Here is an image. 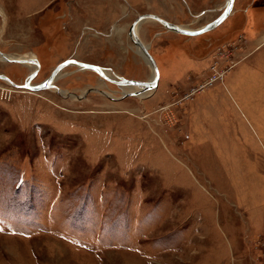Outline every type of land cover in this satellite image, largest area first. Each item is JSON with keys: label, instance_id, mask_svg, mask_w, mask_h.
<instances>
[{"label": "rangeland", "instance_id": "374dc122", "mask_svg": "<svg viewBox=\"0 0 264 264\" xmlns=\"http://www.w3.org/2000/svg\"><path fill=\"white\" fill-rule=\"evenodd\" d=\"M224 1L0 0V52L37 60L32 85L67 59L147 81L134 20L197 29ZM137 33L149 94L74 65L66 96L0 80V264H264V0L198 36Z\"/></svg>", "mask_w": 264, "mask_h": 264}, {"label": "water", "instance_id": "95a60500", "mask_svg": "<svg viewBox=\"0 0 264 264\" xmlns=\"http://www.w3.org/2000/svg\"><path fill=\"white\" fill-rule=\"evenodd\" d=\"M233 3H234V0H225L223 6L221 7V13L219 14V16L216 19L207 23L202 28H200L198 30H193V31L182 29L173 23L167 22L166 20H164L163 18H161L155 14L139 15L134 20V22L131 24V26L129 27L128 36H129V39L131 40V42L133 43V45L137 48L138 54L141 55V57H143L146 60V62L149 64V66L153 69L154 76H153L152 80L136 81V80H127L124 78H120V79L118 78L117 80H109L105 76L103 68H101L97 65L79 62V61H76L74 59H67V60L61 62L60 64H58V66H56L54 68V70L51 72L50 76L46 80H44L43 82L36 84V85H32L31 81L37 75L38 70H35L30 75H28L27 78L25 79L24 84H22V85L14 84L12 81H10L4 75H0V80L7 82L8 84L12 85L15 88L27 89L30 91L56 89L57 92L61 95V92H60L61 90L57 89L53 85V83H54L53 81L55 80V77L57 76V74L59 73V71L61 69H63L64 67H66L68 65L73 64V65L79 67L80 69L93 71L100 78H102L108 82H111V83H113L119 87H129V86L142 87L143 92L153 91L156 89L157 83H158V78H159L158 69H157V65H156L154 58L150 55V53L148 51L147 46L144 45L143 42L137 36L136 29H137L138 25L144 20H152L154 22H157L159 25H161L167 31L176 32V33H179L182 35L197 36V35H200V34H203L205 32L210 31V30L216 28L219 24H221L230 15L232 8H233ZM0 55L2 56L1 52H0ZM6 61L12 62V63L22 64L25 62L31 63L32 61H34V59L32 61L31 60H25V59H8ZM34 64L36 66H38V68H39V63H37L36 60L34 61ZM93 90H95V89H93ZM97 91H99V90H97ZM138 94L137 93H131V94L124 93L122 98H124L126 96H139ZM111 99H113V98H111Z\"/></svg>", "mask_w": 264, "mask_h": 264}, {"label": "bare ground", "instance_id": "6f19581e", "mask_svg": "<svg viewBox=\"0 0 264 264\" xmlns=\"http://www.w3.org/2000/svg\"><path fill=\"white\" fill-rule=\"evenodd\" d=\"M231 14V13H230ZM197 17V16H196ZM216 19V18H215ZM226 20V19H225ZM146 21H149V20H144V21H142L139 25H138V27H137V29L140 27V25H142L144 22H146ZM176 25V24H175ZM206 25V24H205ZM220 25V24H219ZM218 25V26H219ZM178 27H180V28H182V29H185V30H190V31H193V30H198V29H200V28H202V27H200V28H197V29H188V28H186V27H183V26H180V25H177ZM137 29H136V33H137ZM171 32V31H170ZM173 33H176V32H173ZM176 34H179V33H176ZM182 35V34H181ZM137 36L139 37V35H138V33H137ZM185 36H188V35H185ZM198 36V35H197ZM190 37H194V36H190ZM139 39L141 40V38L139 37ZM147 46V45H146ZM147 48H149L148 46H147ZM141 56V55H140ZM143 58V57H142ZM8 59H25V60H33V59H28V58H20V57H17V56H12V55H7V54H4V53H2V56L0 55V60H2V61H6V60H8ZM144 59V58H143ZM75 60V59H74ZM34 61H35V59H34ZM34 61H32L31 63H28V62H25V63H22L21 65H26V66H32L33 68H30V69H28V70H31L32 69V71H34V69L35 70H39V68H38V66H36L35 64H34ZM37 61V60H36ZM144 61L146 62V60L144 59ZM6 62H8V61H6ZM156 62V61H155ZM12 63V62H11ZM38 63V62H37ZM147 63V62H146ZM33 65H35L36 66V68L33 66ZM73 65V64H72ZM147 65L149 66V64L147 63ZM157 65V64H156ZM75 66V65H74ZM77 67V66H76ZM150 67V66H149ZM79 70H84V69H80L79 67H77ZM101 68H103V67H101ZM104 69V68H103ZM157 69H158V67H157ZM62 70V69H61ZM60 70V71H61ZM150 70H151V72H152V78H153V76H154V72H153V69L150 67ZM32 71L30 72V74L32 73ZM60 71H59V73L57 74V76L55 77V80L59 77V76H61V75H59L60 74ZM104 71V74H105V76L109 79V80H117L118 78L120 79L121 77H119V76H114V77H116V79L115 78H112V75H111V73L109 72V71H106L105 69L103 70ZM29 74V75H30ZM159 74V73H158ZM102 79V78H101ZM54 80V81H55ZM102 80H104V79H102ZM150 80H152V79H150ZM158 80H159V78H158ZM53 81V82H54ZM157 85H158V83H157ZM127 88H130V89H132V90H136V91H130V92H124V93H129V94H131V93H139L138 95L139 96H142V95H146V94H149L150 93V91H147V92H143V90H142V87H133V86H129V87H127ZM156 89H157V87H156ZM61 92V95H63V96H66L67 95V93L66 92H62V90L60 91ZM123 93V94H124Z\"/></svg>", "mask_w": 264, "mask_h": 264}, {"label": "crops", "instance_id": "0c3cea01", "mask_svg": "<svg viewBox=\"0 0 264 264\" xmlns=\"http://www.w3.org/2000/svg\"><path fill=\"white\" fill-rule=\"evenodd\" d=\"M188 2V1H187ZM156 13V12H155ZM156 64H157V62H156ZM157 67H158V65H157ZM158 73H159V80H158V83H159V81H160V71H159V68H158ZM158 86L159 85H157V88H158ZM262 120V119H261ZM264 120V119H263Z\"/></svg>", "mask_w": 264, "mask_h": 264}, {"label": "snow or ice", "instance_id": "6c2138e0", "mask_svg": "<svg viewBox=\"0 0 264 264\" xmlns=\"http://www.w3.org/2000/svg\"><path fill=\"white\" fill-rule=\"evenodd\" d=\"M0 230H2V229H0Z\"/></svg>", "mask_w": 264, "mask_h": 264}, {"label": "built area", "instance_id": "2783aa9c", "mask_svg": "<svg viewBox=\"0 0 264 264\" xmlns=\"http://www.w3.org/2000/svg\"><path fill=\"white\" fill-rule=\"evenodd\" d=\"M214 81V80H213Z\"/></svg>", "mask_w": 264, "mask_h": 264}]
</instances>
